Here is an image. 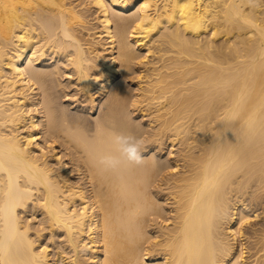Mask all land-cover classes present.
<instances>
[{
	"label": "bare ground",
	"instance_id": "bare-ground-1",
	"mask_svg": "<svg viewBox=\"0 0 264 264\" xmlns=\"http://www.w3.org/2000/svg\"><path fill=\"white\" fill-rule=\"evenodd\" d=\"M80 1L0 0V264H264V0Z\"/></svg>",
	"mask_w": 264,
	"mask_h": 264
},
{
	"label": "rangeland",
	"instance_id": "rangeland-1",
	"mask_svg": "<svg viewBox=\"0 0 264 264\" xmlns=\"http://www.w3.org/2000/svg\"><path fill=\"white\" fill-rule=\"evenodd\" d=\"M81 1H83L84 3H86L87 4V2H89L90 0H81ZM80 1V2H81ZM78 2H79V0H78ZM89 5V7H90V10H89V12H88V18H89V20L91 21V22H89L90 23V27L91 28H93V27H99L100 26V23H99V19H98V16H100V12H98L99 10H97V7L95 6L94 7V5L93 4H88ZM84 6V5H83ZM82 7V6H81ZM92 15V16H91ZM91 23H92V25H91ZM99 25V26H98ZM104 38V40H103V42H106V37L105 36H103ZM59 94H61V93H59ZM62 95V94H61ZM62 97V96H61ZM61 100V102H63L64 103V99L62 100V99H60ZM66 102V101H65ZM81 108H79L78 110H80ZM73 110H75V108L73 109ZM77 110V109H76ZM82 110V109H81ZM80 110V111H81ZM88 112L86 111V110H84L83 111V114L85 115V116H87V118L90 120V121H94L95 120V117L94 116H97V115H92V114H90V113H88ZM94 117V118H93ZM260 211H262V209H259L258 210V212H260ZM261 216H263V214H261ZM31 217V216H30ZM39 218H37V221L40 219V215L38 216ZM37 221H35L36 223H34V226L35 227H40V224L37 222ZM32 222H34V220H32ZM264 223V217L262 218V219H260L259 221H258V224H257V226L259 225H261V224H263ZM47 232V234H46V232ZM45 235V237L43 236V239H44V241L47 243V244H50L51 246H50V248L52 249L53 247H54V241H55V245H58L59 246V244L60 245H63L62 244V242H59V241H61V240H64L65 239V237H63L62 236V234H63V232H62V234H61V231H59V232H57L56 234H55V238L54 237H52V239L50 238V236H49V231L47 230V229H45V230H43L42 231ZM57 234H59L60 235V238H59V235H57ZM57 235V236H56ZM64 235V234H63ZM249 235H252V232H249ZM48 236V238H46ZM56 237H57V239H56ZM61 237H62V239H61ZM59 238V239H58ZM50 239V240H49ZM61 239V240H60ZM52 240V241H51ZM245 241H246V244L248 245V244H250V243H252L253 242V240L254 239H250V241L249 240H247V239H244ZM58 242V243H57ZM249 242V243H248ZM67 251H70V249L68 248V250ZM254 253V250H251V252H247L245 255V258H246V261H247V264H255V260H254V258H255V256H253L252 254ZM249 256V257H248ZM255 261H253V260ZM249 262V263H248Z\"/></svg>",
	"mask_w": 264,
	"mask_h": 264
},
{
	"label": "clouds",
	"instance_id": "clouds-1",
	"mask_svg": "<svg viewBox=\"0 0 264 264\" xmlns=\"http://www.w3.org/2000/svg\"><path fill=\"white\" fill-rule=\"evenodd\" d=\"M139 149L136 147H132L126 149L127 158L129 161L133 162L128 166H141L143 164V156L141 152V148L143 145V141L139 139ZM97 164L104 170L116 171L125 166L119 160L112 157L110 154H104L97 158Z\"/></svg>",
	"mask_w": 264,
	"mask_h": 264
}]
</instances>
